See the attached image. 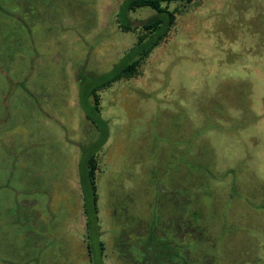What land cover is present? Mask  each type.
Returning a JSON list of instances; mask_svg holds the SVG:
<instances>
[{
  "label": "rangeland",
  "instance_id": "obj_1",
  "mask_svg": "<svg viewBox=\"0 0 264 264\" xmlns=\"http://www.w3.org/2000/svg\"><path fill=\"white\" fill-rule=\"evenodd\" d=\"M122 1L0 0V264H264V0L171 4L97 115Z\"/></svg>",
  "mask_w": 264,
  "mask_h": 264
},
{
  "label": "trees",
  "instance_id": "obj_2",
  "mask_svg": "<svg viewBox=\"0 0 264 264\" xmlns=\"http://www.w3.org/2000/svg\"><path fill=\"white\" fill-rule=\"evenodd\" d=\"M194 0H123L117 20L119 28L125 32H134L136 33V41L133 45L123 52L122 59L118 61L111 70L109 74L105 76L104 74L98 75L100 80L96 83H92L90 92L87 97L91 95V103L93 106V111L95 114L99 113L101 110L100 105V96L97 93L99 89L105 88L110 85L113 81H116L124 76V78H130L137 74L138 69L142 62L148 57L149 52L161 42L165 40L168 36L170 30L173 27V23L176 20L177 9L170 10L169 6L171 4H177L180 2L186 3V5L191 4ZM139 9H148L152 13L150 16L144 19H136L131 17V13H135ZM90 103V104H91ZM82 108H85V98H82L81 101ZM98 115V114H97ZM86 119L91 121L94 127L97 129V135L99 138V124L94 122L93 116L91 114L85 115ZM96 119V117H95ZM101 121V120H100ZM103 121V120H102ZM103 125V122H101ZM98 124V127H97ZM103 136H106V131L101 133ZM97 138V139H98ZM105 138V137H104ZM95 154H90V157L86 160L85 168L86 174L88 176V191L91 195V202L93 207V213L95 215L96 209V176L95 170L98 168ZM87 214V210H84ZM198 211H195L194 214H198ZM88 215V214H87ZM196 223V222H194ZM86 228L90 225V222L86 220ZM97 225V224H96ZM198 234V232H197ZM200 237V234H199ZM101 248H103L102 243L100 242Z\"/></svg>",
  "mask_w": 264,
  "mask_h": 264
},
{
  "label": "crops",
  "instance_id": "obj_3",
  "mask_svg": "<svg viewBox=\"0 0 264 264\" xmlns=\"http://www.w3.org/2000/svg\"><path fill=\"white\" fill-rule=\"evenodd\" d=\"M89 122H90V121H89ZM87 126H88V124H87L85 127L87 128ZM78 222H79V221H77L76 223H78ZM81 223H82V224H81ZM77 225H79L80 228H81V226L85 228V226H84V225H85V219L82 217V222L80 221ZM38 234H40V233H38ZM38 237H40V236H38ZM77 238H79V237H77ZM79 239H80V238H79ZM79 239H78V241L81 243L82 240H79ZM82 242H83V243H81V246L83 247V249H84L85 251H87V256H88V260H86V264H90V263H89V260H90V257H89L90 254H89V253H90V251H89L87 245L84 243V240H83ZM33 258H34V257L29 258L28 260L26 259V261H29V260L32 261ZM38 259H39V258H37V260H36V263H37V264H39V263H38ZM24 261H25V260H24ZM39 261H40V260H39ZM7 264H13V262H8ZM41 264H42V262H41Z\"/></svg>",
  "mask_w": 264,
  "mask_h": 264
}]
</instances>
